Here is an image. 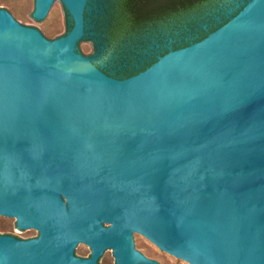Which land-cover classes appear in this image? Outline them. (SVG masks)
<instances>
[{
	"label": "water",
	"instance_id": "obj_1",
	"mask_svg": "<svg viewBox=\"0 0 264 264\" xmlns=\"http://www.w3.org/2000/svg\"><path fill=\"white\" fill-rule=\"evenodd\" d=\"M89 1L36 0L54 40L0 9V216L38 234L0 224V264L169 263L140 236L264 264V0L122 78L81 52Z\"/></svg>",
	"mask_w": 264,
	"mask_h": 264
},
{
	"label": "rangeland",
	"instance_id": "obj_2",
	"mask_svg": "<svg viewBox=\"0 0 264 264\" xmlns=\"http://www.w3.org/2000/svg\"><path fill=\"white\" fill-rule=\"evenodd\" d=\"M248 1L225 0L213 9L193 14L184 23H173L167 25V27L164 26L159 33L146 32L135 35L117 47L112 46L104 36L91 33L81 52L89 56H96L95 59L97 63L99 61L101 67H107L114 74L120 75L148 59L154 50H158L164 45H171L174 39L189 37L198 33V30L208 28L209 25H218L223 15H227V20H229ZM102 2L101 0L100 4L103 6ZM0 9H5L12 13L20 23L36 27L48 39H57L68 32V12L64 3L60 6L54 19L46 22H43V16L38 17L35 15L36 0H0ZM222 24H219L216 28ZM137 44L139 46H136ZM0 224L1 234H12L22 238L38 235L27 233L25 228L19 227L17 219L13 217L0 216ZM140 248L145 253L148 252L149 248L155 251L158 256L153 260L166 257L169 261L168 264H192L186 259L161 249L147 236H140ZM90 255L91 247L89 245L84 246L80 257H88ZM103 263L115 264V256L113 255L103 260Z\"/></svg>",
	"mask_w": 264,
	"mask_h": 264
},
{
	"label": "trees",
	"instance_id": "obj_3",
	"mask_svg": "<svg viewBox=\"0 0 264 264\" xmlns=\"http://www.w3.org/2000/svg\"><path fill=\"white\" fill-rule=\"evenodd\" d=\"M103 6L98 3L99 10L94 4L93 19L97 17L99 27L103 28L101 35L112 46H119L122 42L131 37L144 34L148 30L159 33L164 26L173 23H184L195 12H204L205 9L213 5L212 0H102ZM98 12L95 16V12ZM96 12V13H97ZM88 11L86 17L89 18ZM226 21V20H225ZM222 24V23H220ZM73 23L68 17V30ZM219 25V24H218ZM218 25H211L209 28L200 30L197 34L182 39H175L171 45H164L158 50H154L150 57L138 65L125 71V76L135 74L158 59V54H164L170 48L186 46L192 41H197L207 36L215 30ZM155 29V30H154ZM152 31V32H153ZM89 36L83 38L86 39ZM136 46H139L137 44ZM171 46V47H170ZM124 77V76H123Z\"/></svg>",
	"mask_w": 264,
	"mask_h": 264
},
{
	"label": "flooded vegetation",
	"instance_id": "obj_4",
	"mask_svg": "<svg viewBox=\"0 0 264 264\" xmlns=\"http://www.w3.org/2000/svg\"><path fill=\"white\" fill-rule=\"evenodd\" d=\"M101 0H90L89 1V6H90V9H89V11H88V14L90 15L89 16V18H87V21H88V25H89V29H88V32H89V36H91L90 34L91 33H94V34H100L101 35V33H102V30H103V28H101V27H99V25H98V22H96V18L97 17H95V19H93V17H92V15H93V13H94V11H93V9H94V4H95V6H96V8H97V11L99 10V7H98V3L100 2ZM225 0H212V2H213V5H211L210 4V6H208L206 9H205V11L207 10V9H213V8H215V7H217V5L219 4V3H223ZM96 11V12H97ZM95 12V16H97V14H98V12L96 13ZM195 13H200V12H195ZM195 13H193V14H195ZM192 14V15H193ZM191 15V16H192ZM191 16H189V17H191ZM188 17V18H189ZM228 19V16L227 15H223V17H222V19L218 22V24H220V23H222V22H224L225 20H227ZM209 26H211V25H209ZM209 26H208V28H209ZM204 29V28H203ZM155 30V29H154ZM202 30V29H201ZM153 30H148V32H152ZM198 31H200V30H198ZM154 32V31H153ZM195 34H197V33H195ZM172 36H173V34H172ZM175 40V39H174ZM193 42V41H192ZM171 47V46H170ZM160 54H158V56H159ZM92 57H94V58H96V56H92ZM97 62V61H96ZM100 67H101V65L99 64V61H98V63H97ZM107 73H109V74H111V75H113V76H116V77H120V78H122L123 76L124 77H126L125 76V74L123 73V74H120V75H116V74H114L113 72H111L109 69H107V67H102ZM105 224H107V223H105ZM34 229H36V228H34ZM37 230V229H36Z\"/></svg>",
	"mask_w": 264,
	"mask_h": 264
},
{
	"label": "bare ground",
	"instance_id": "obj_5",
	"mask_svg": "<svg viewBox=\"0 0 264 264\" xmlns=\"http://www.w3.org/2000/svg\"><path fill=\"white\" fill-rule=\"evenodd\" d=\"M40 4L42 5L41 0H40Z\"/></svg>",
	"mask_w": 264,
	"mask_h": 264
}]
</instances>
